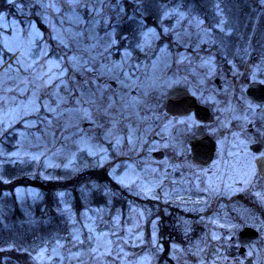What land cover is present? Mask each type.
<instances>
[{"label":"rangeland","instance_id":"1","mask_svg":"<svg viewBox=\"0 0 264 264\" xmlns=\"http://www.w3.org/2000/svg\"><path fill=\"white\" fill-rule=\"evenodd\" d=\"M49 3L55 7H47ZM15 4L20 7L14 6V12L7 10L0 15L3 161L34 164L44 177L57 169L75 172L109 165L111 179L131 195L124 197L125 210L113 208L119 192L105 189L108 205L88 207L77 216L71 198L61 194V211L70 222L71 237L38 250L36 264H153L161 218L156 216L150 223L152 244L147 227L160 209L166 214L179 211L191 215H179L178 222L184 228L193 225L192 215L201 216L200 222L214 227L227 221L254 222L250 213L254 208V179L247 185L237 183L245 173L254 172V155L247 146L230 152L234 159L224 163L219 159L206 169L197 168L187 156L189 123L164 117L162 102L175 87H187L211 102L220 96L211 90L218 58L210 50L230 33L224 28L220 9L216 11L221 17L218 32L197 17L185 24L186 14L179 15L176 37L184 44L194 40V51L167 47L153 51L151 46L158 36L151 28L154 35L142 42L144 57L135 61L134 54L125 57V51L116 52L122 41L118 27L123 21L113 0H78V6L71 8L67 0H15ZM168 10L176 11V7ZM200 44L207 46L209 53L201 56ZM237 54L244 68L233 60L231 74L224 78L245 74L253 81H264V61L247 64L251 55L248 46L238 49ZM73 56L80 58L86 71L72 70ZM43 73L51 77L50 86L41 87L43 82L35 79ZM221 96L228 100V93ZM89 99L95 103H88ZM159 150L170 151V158L156 160L152 153ZM124 177L125 182L119 183ZM209 182L216 187L215 192L206 190ZM15 194L20 201L40 197L33 188L20 187ZM209 235L216 241L222 237L219 230ZM73 236H79L84 244ZM97 243L101 245L99 251H91L90 244L95 248ZM106 244L112 249L111 255H101ZM172 250L178 264H195L196 260L200 264V254L207 256L212 246L196 242L185 251Z\"/></svg>","mask_w":264,"mask_h":264},{"label":"flooded vegetation","instance_id":"2","mask_svg":"<svg viewBox=\"0 0 264 264\" xmlns=\"http://www.w3.org/2000/svg\"><path fill=\"white\" fill-rule=\"evenodd\" d=\"M113 3L122 12L121 21H128L129 23L125 31L120 34L122 41L116 47V52L128 51L130 54L135 55V61L142 60L144 56L141 54L146 49L142 45L144 37L141 35V31L144 32L151 28L155 30L158 36L157 41L151 46L153 51H159L164 47L180 51H194L196 46L194 40H188L184 44L183 41H179L176 37L178 32L174 30V27L179 15L171 18H162L163 11L176 7L178 13L186 14V18L183 21L185 24L192 21L195 17L204 20L198 10L194 8V4L189 0H113ZM148 3H154V6L149 7ZM138 42L142 47H137ZM198 50L201 56L209 53V48L204 44H200ZM228 65L231 66L228 71L223 66H220L219 63L216 66V77L211 85V90L218 96L220 95L219 97L217 96L218 99L216 101H207L202 94L196 95L191 89L180 86L189 90L196 100L192 99L193 103L180 106L176 110V114L172 116L166 111L170 90L162 102L165 112L164 117L170 121H188L190 129L186 135L187 156L192 164L190 141L198 132L205 134L214 142L215 151L210 166L215 165L219 159L223 163L227 159H234L235 155L231 156L230 152L240 148L241 144H239V141H243V144L247 146L248 152L254 155L255 162L254 208L250 212L254 217V222L227 221L220 227H214L206 222H193V225L189 228L181 227L180 222H159L157 226L158 247L153 264H178L171 254L173 247L185 251L196 242L204 244L209 242L213 246L215 243L222 245L224 241L225 244L236 243L239 245L238 251L245 258L247 264H264V87H260L258 91L254 92V98L248 93L251 83L258 82L264 86V81H253L245 74L240 78L230 77L226 79L224 77L231 74L232 62H229ZM217 79H220L221 86L216 84ZM243 84H246L245 87H243ZM135 93L133 91V94ZM227 93L228 100L226 97L221 96L223 94L227 95ZM194 105L197 108H194ZM249 105H251L250 109ZM241 107L245 109V113L240 112ZM223 109L225 111L220 112ZM232 109L236 111L233 112ZM187 112L188 114H186ZM245 114L247 119L237 120L235 118ZM189 117H191V120H189ZM192 121H195V123H192ZM227 123L229 124L228 128L226 126ZM234 133L237 134L238 139L234 138ZM156 153H161L162 158L160 160L154 156ZM152 156L158 161H166L171 154L168 150H159L153 152ZM235 198L238 197L236 196ZM166 227H169V229ZM248 229L252 231H246ZM214 230L221 232L222 237L217 239V241L215 238L209 237V234H212ZM250 233L254 234V240L247 243Z\"/></svg>","mask_w":264,"mask_h":264},{"label":"trees","instance_id":"3","mask_svg":"<svg viewBox=\"0 0 264 264\" xmlns=\"http://www.w3.org/2000/svg\"><path fill=\"white\" fill-rule=\"evenodd\" d=\"M189 1L194 4L205 23L216 32L219 31L216 26L221 21L216 11L220 9L222 12L225 19L224 28L230 33L221 37L218 43L210 48L211 52L216 54L220 66L228 71L231 68L229 62L235 60L239 68H244V61L239 58L237 50H243L246 46L251 50L247 64L264 61V4H261V0ZM148 6L153 7L154 3H148ZM14 9L7 0H0L1 13L7 10L12 13ZM128 24V21H123L119 25V35L125 31ZM39 26L48 34V29L40 21ZM4 146L8 145L4 143ZM9 148L12 149L10 146ZM1 152L0 147V264H36L34 255L38 250L70 239L71 225L61 211V194L71 198L77 216L88 207L108 205L109 199L105 189L119 192L114 197L113 208L121 207L125 210L126 198L131 196L111 179L109 165L75 172L57 169L50 171L49 177H44L40 174L41 169L36 170L34 164L3 161ZM20 187L37 189L39 199L20 201L15 194L16 189ZM179 215L191 216L179 211L166 214L162 209L153 214L148 220L149 242L150 223L156 216L161 218L162 223H175L181 219ZM192 217L194 223H200L199 215Z\"/></svg>","mask_w":264,"mask_h":264},{"label":"water","instance_id":"4","mask_svg":"<svg viewBox=\"0 0 264 264\" xmlns=\"http://www.w3.org/2000/svg\"><path fill=\"white\" fill-rule=\"evenodd\" d=\"M111 84L116 87L115 82H112ZM216 84H218V86H221L220 79L216 80ZM260 87L264 86H262V84L258 82L250 84L248 92L249 95L254 98V92L258 91ZM192 99L196 100L185 88H175L171 90L167 99V113L172 116L175 115L176 110H178L180 106L193 103ZM194 108H197V106L194 105ZM188 112L186 114H188ZM190 147L192 148L193 164L196 167L206 168L210 166L215 151V145L211 138L201 132H198L195 136L191 138ZM154 156L158 160L162 158L161 153H156L154 154ZM246 231L250 232L252 230L248 229ZM252 240H254V234H251L249 236V240L247 241V243L251 242Z\"/></svg>","mask_w":264,"mask_h":264},{"label":"snow or ice","instance_id":"5","mask_svg":"<svg viewBox=\"0 0 264 264\" xmlns=\"http://www.w3.org/2000/svg\"><path fill=\"white\" fill-rule=\"evenodd\" d=\"M7 3L9 5L15 6L17 8L20 7V5L15 4V0H7ZM67 5L70 8L71 7H76V6H78V0H67ZM41 6L43 7L44 5H41ZM47 7H55V4L54 3H49L47 5ZM176 15H182V14L181 13H178L175 10H165V11L162 12V18H171V17L176 16ZM141 35L144 37L145 42H147L148 39L152 35H154V33L151 30H149L148 32L141 31ZM137 47H142V45L138 42L137 43ZM128 55H129V52L128 51H125L124 56L127 57ZM17 63H21V61L18 60ZM71 64H72V70L73 71H86L87 70L85 68V66L80 62V58L79 57L73 56L72 61H71ZM27 70H28V68H25V71H27ZM45 76H48V74L47 73H43V74H39V75H37L35 77L36 80H40V81L43 82V84L41 85V87L50 86V83L49 82L51 81V77L48 76V80H45ZM82 95H83V93H82ZM61 102H63V99L62 98H61ZM87 102L88 103H95V101L93 99H89ZM248 107L250 109L251 108V105H249ZM106 111L107 110H105V112ZM232 111L235 112L236 110L235 109H232ZM240 112L241 113H245V109L241 107L240 108ZM235 118L237 120H239V119H247V115L245 114L243 116H236ZM189 120H191V117H189ZM181 123L187 124L188 121H181ZM192 123H195V121H192ZM233 135H234V138H237L238 139L237 134L234 133ZM239 144L242 145L243 144V141H239ZM242 152H243V149L241 148V153ZM193 175L195 176L196 179H199L200 178L199 175H197L195 173ZM254 177H255V173L254 172L245 173L237 181V183H239V184H245V185L251 184L253 182ZM126 178L127 177L121 178L118 182L121 183V184H123L125 182V179ZM206 190L209 191V192H215L217 189H216V187H214L212 185L211 182H209L208 185H207ZM73 239L76 240L80 244H84V242H85L83 240H80L79 239V236H73ZM92 239L93 238L91 236L88 237V240L90 242L92 241ZM111 243H112L111 241L108 242V244H111ZM100 247H101V245L99 243L96 244V247L95 248H91V244H90V250L93 251V252L99 251ZM111 251H112V249L110 247H108L107 244H106V245H104V251L101 253V255H111ZM117 255H119V253H117Z\"/></svg>","mask_w":264,"mask_h":264},{"label":"bare ground","instance_id":"6","mask_svg":"<svg viewBox=\"0 0 264 264\" xmlns=\"http://www.w3.org/2000/svg\"><path fill=\"white\" fill-rule=\"evenodd\" d=\"M233 244L234 247H229V245ZM218 246V248H216ZM239 245L235 243H226L225 241L222 245H218L215 243L212 246V251L208 253L200 254L203 259L200 264H247L245 258L238 251ZM206 252V251H205ZM206 256V257H205ZM195 264H198V261H195Z\"/></svg>","mask_w":264,"mask_h":264}]
</instances>
